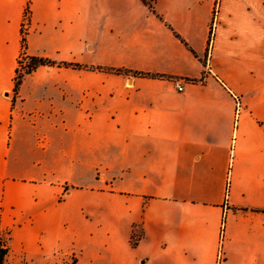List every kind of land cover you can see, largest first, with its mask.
<instances>
[{
  "label": "crops",
  "instance_id": "1",
  "mask_svg": "<svg viewBox=\"0 0 264 264\" xmlns=\"http://www.w3.org/2000/svg\"><path fill=\"white\" fill-rule=\"evenodd\" d=\"M28 1L0 0L5 264H264V0ZM24 28L95 69L15 94Z\"/></svg>",
  "mask_w": 264,
  "mask_h": 264
},
{
  "label": "trees",
  "instance_id": "2",
  "mask_svg": "<svg viewBox=\"0 0 264 264\" xmlns=\"http://www.w3.org/2000/svg\"><path fill=\"white\" fill-rule=\"evenodd\" d=\"M145 5L148 6V8L156 14V11L154 9L153 3L148 0H142ZM31 0L28 1L27 7L25 10V22L26 24L30 20V15H31ZM27 34L28 31L24 28L22 30V53L20 56V60L18 63V69L16 71V77H15V88H14V93L17 94L19 87L21 86L23 79L25 76L32 74L34 71H36L40 67H74L76 69H95V68H88L86 66H80V65H69L66 63H56L52 60L46 59V58H40V57H34V56H29L27 54ZM175 36L182 41V43L189 48L188 44L178 35L175 33ZM192 51V50H191ZM194 55L196 53L192 51ZM23 56V58H22ZM203 64L206 66L207 65V58L202 60ZM97 70L100 71H106L108 73H113V74H118V75H138L141 77H148V78H163V76L157 75V74H150V73H134L129 70H124V69H109V68H96ZM139 233L135 234L132 237V246L136 247L138 245L139 241ZM9 252V246H8V239H4L0 236V264H5L6 262V257Z\"/></svg>",
  "mask_w": 264,
  "mask_h": 264
},
{
  "label": "built area",
  "instance_id": "3",
  "mask_svg": "<svg viewBox=\"0 0 264 264\" xmlns=\"http://www.w3.org/2000/svg\"><path fill=\"white\" fill-rule=\"evenodd\" d=\"M219 4H220L219 3V0H217V2H216V8H215V15H217L218 12H219ZM175 86H176V88H177V90L179 92H183L184 91V82L183 81L176 80L175 81ZM241 108H242L241 101L239 99H237V111H238V113L241 110ZM222 260H223V255H222V253H220L218 263L220 264L222 262Z\"/></svg>",
  "mask_w": 264,
  "mask_h": 264
},
{
  "label": "rangeland",
  "instance_id": "4",
  "mask_svg": "<svg viewBox=\"0 0 264 264\" xmlns=\"http://www.w3.org/2000/svg\"><path fill=\"white\" fill-rule=\"evenodd\" d=\"M22 58H23V56H22Z\"/></svg>",
  "mask_w": 264,
  "mask_h": 264
}]
</instances>
